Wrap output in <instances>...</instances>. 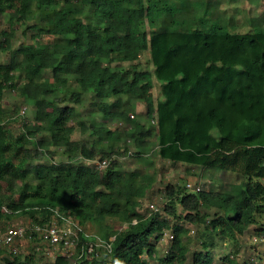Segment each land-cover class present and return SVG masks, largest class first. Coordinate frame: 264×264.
Returning a JSON list of instances; mask_svg holds the SVG:
<instances>
[{"label": "trees", "instance_id": "obj_1", "mask_svg": "<svg viewBox=\"0 0 264 264\" xmlns=\"http://www.w3.org/2000/svg\"><path fill=\"white\" fill-rule=\"evenodd\" d=\"M237 1L0 0V15L8 17L10 27L2 33L1 48H10L16 23L36 32L34 38L55 37L40 49L20 44L10 63H0V196L6 184H23L20 202H0V220L23 216L42 225L56 212L106 238L115 236L110 253L100 259L81 256L80 245L71 257L51 262L42 261V255L37 259L35 251L3 255L0 250V264H150L166 230L172 235L170 253L158 261L185 264L190 254L185 240L195 233L189 227L197 228L201 249L192 253L191 264H213L218 242L236 243L252 226L262 235L264 13L237 23L220 9L222 2ZM248 2L256 8L259 0ZM131 27L141 31L129 32ZM143 52L149 53L152 74L137 66ZM42 71H50L51 80L41 82ZM153 79L162 98L156 102ZM8 92L33 110L18 134L7 125L12 114L3 101ZM86 92H92L94 115L118 119L133 131H109L96 116L91 125L80 123L81 134H91L89 139L72 140L70 123L81 115L74 105ZM134 102L143 103L154 126L129 118ZM152 134L161 160L198 166L211 175L231 173L241 181L223 191L188 192L168 185L163 212L177 223L162 221L159 212L142 215L141 201L155 178L123 171L112 156L124 155L127 148L109 147L101 158L96 147L121 136L147 151ZM48 146L54 150L44 149ZM59 150L65 160L54 162ZM105 158L103 171L81 162ZM111 220H120L124 229L112 230ZM221 262L238 264L230 255Z\"/></svg>", "mask_w": 264, "mask_h": 264}, {"label": "rangeland", "instance_id": "obj_2", "mask_svg": "<svg viewBox=\"0 0 264 264\" xmlns=\"http://www.w3.org/2000/svg\"><path fill=\"white\" fill-rule=\"evenodd\" d=\"M237 8V12L234 8ZM221 10H225L227 16H233L234 20L239 23L242 21H246L248 17H255L264 13V0H259L257 7H253L249 4L248 0H238L237 2H232L230 5H227L225 2H222L220 7ZM84 19L88 21H92L91 16H86ZM9 21L6 15H0V63L8 64L13 59L14 51L18 49L20 44L30 45L34 49H40L45 45L51 43L55 37L53 36H39L34 38L36 32L34 31H26L25 24L23 23H16L14 26L15 34L11 40L10 48L3 49L1 48L3 45V36L2 33L8 31ZM145 31H149V29L144 26L142 28ZM250 26H248V30ZM141 31V28L138 27H131L129 32L137 33ZM19 56L15 55V60H19ZM130 64H122V67H128ZM137 66L141 71H147L151 74L153 73V69L151 66L149 53L143 52L140 55V59L137 62ZM42 79L41 82L44 80H51V73L50 71H42L41 72ZM39 81V80H38ZM154 87H153V98L154 102L157 100H162L160 96V85L158 84L155 79H153ZM15 83L21 85L19 79L15 80ZM91 89V88H89ZM90 91V90H89ZM115 101V99L111 100ZM94 103V98L92 92H86L83 94L81 103L74 105L79 113L81 114L80 117L73 119L70 125L73 127V133L71 135L72 140H85L89 139V133L81 134L80 131V123L85 121L91 125L94 115L92 107L90 106ZM3 105L11 110V113L6 120L7 125L12 129L14 134H18L21 131V125L23 123H27L31 121V117L33 116V110L31 107L23 104L21 99H17L13 92H8L5 95ZM23 111V113H22ZM120 111V110H118ZM24 114V115H23ZM129 118L134 119L137 122H142L146 125H150V127L154 126L155 123L152 120H149L146 117V111L142 102H134L131 112L129 113ZM98 123H100L101 127L108 129L109 131L120 133L123 135L131 133L133 130L129 124L122 123L118 119H105L104 117H96L95 118ZM148 148L147 151L139 150L133 147L132 141L130 139L121 137V136H112L109 137L105 142L101 143V145L96 147V150L101 158L106 157L107 154L110 153L109 147H113L114 149H125L127 148V152H125L122 156L114 155L112 156L113 159L118 160L121 163L123 171L128 174H132L135 171L139 173H146L152 175L155 178V182L151 190H149L145 196V198L141 201V205L139 207V212L142 215H149L151 213L150 205H154L161 213V220L167 221L170 225H174L177 223L176 221L172 220L171 217L167 216L163 212V206L165 203V189L168 185L173 187H184L187 189V185H191L192 189L199 188L200 191H209L211 188L215 190H227L231 184H238L241 181V177L236 176L231 173L219 172L216 171L214 175H211L206 169H203L198 166H190L185 164H172L170 162L161 160L158 157L157 152V139L155 134H152L148 138ZM29 147H32L31 142L27 143ZM53 151V146H48L47 148ZM137 151H140V156L137 157ZM65 157L62 155V151H57L56 155L53 157L54 162L64 161ZM103 160L107 159H100L95 161L102 162ZM49 160L44 161L43 163H47ZM83 164L87 166L95 165V162H85L82 161ZM108 162V161H107ZM23 189L22 181L15 180L5 185V190L3 194L0 196V202L2 205H8L11 203H18L21 200V192ZM188 192H192L191 190L187 189ZM178 212L181 211L180 207H177ZM264 220V219H263ZM264 222V221H263ZM33 226L32 221L28 217H13L11 220H0V232H3L7 227H14V228H22L24 230H28ZM109 227L112 230H122L124 226L120 220H111L109 221ZM193 229L195 233L189 234V240L186 239L185 243L189 247V255H188V263L191 264L192 260V253L199 252L200 244L197 238V228L196 227H189ZM84 232L87 234V240L93 239V236L100 237L104 240L107 238L104 235H100L92 226L87 225L84 229ZM167 233L169 231H165L161 241L157 245V254L156 256L150 261V264H160L158 261L159 258H162L168 255L170 243H168ZM259 232L256 227L252 226L247 230L243 236H238L237 242L230 244V243H221L218 242L217 248L211 253L213 257V264H222L221 259L226 256L230 255L233 257V260L236 261L238 264H264V245L260 241V236L258 237ZM17 246V254L22 255H30L34 253L35 255L43 256V260L45 262L53 261L52 256L43 254L44 253V245H41L38 237L30 238V235H26L24 239L18 241L16 243ZM40 248V250H39ZM3 255H5L7 249L0 247ZM46 250V249H45ZM0 253V262L1 257L3 256ZM101 251L99 252V258H102ZM39 257H37L38 259Z\"/></svg>", "mask_w": 264, "mask_h": 264}, {"label": "built area", "instance_id": "obj_3", "mask_svg": "<svg viewBox=\"0 0 264 264\" xmlns=\"http://www.w3.org/2000/svg\"><path fill=\"white\" fill-rule=\"evenodd\" d=\"M94 162L95 165L93 166L92 164V169L95 171H103L108 165L106 160L102 162L93 161L92 163ZM187 189L192 192L200 191L199 188L192 189L189 184L187 185ZM1 208L6 213H9L5 207ZM150 209L152 210L151 213L159 212L154 205H150ZM135 223L136 221H133V224ZM84 229L71 216L60 215L55 212L54 217L49 222L42 225L35 224L28 230L7 227L3 232H0V247L15 253L17 251L16 243L24 239L29 233L30 238H33V236L34 238L38 237L41 245H44L43 254L50 255L54 257L53 259L57 256L71 257L76 252L75 248L80 245H82L81 256H84L88 260L98 259L100 251L101 255L110 253L115 236H109L106 240L93 236V239L87 240V234L84 232ZM167 237L170 242L172 235L167 233ZM81 238L85 240L83 244H81ZM260 241L264 244V232L260 236Z\"/></svg>", "mask_w": 264, "mask_h": 264}, {"label": "clouds", "instance_id": "obj_4", "mask_svg": "<svg viewBox=\"0 0 264 264\" xmlns=\"http://www.w3.org/2000/svg\"><path fill=\"white\" fill-rule=\"evenodd\" d=\"M164 207V206H163ZM152 213H155V212H152ZM159 213H161L160 211H159ZM151 214V213H150ZM148 216V215H147ZM135 221V220H134ZM34 225V224H33ZM264 245V244H263Z\"/></svg>", "mask_w": 264, "mask_h": 264}, {"label": "crops", "instance_id": "obj_5", "mask_svg": "<svg viewBox=\"0 0 264 264\" xmlns=\"http://www.w3.org/2000/svg\"><path fill=\"white\" fill-rule=\"evenodd\" d=\"M89 167V166H88ZM90 168L92 169V167L90 166Z\"/></svg>", "mask_w": 264, "mask_h": 264}]
</instances>
